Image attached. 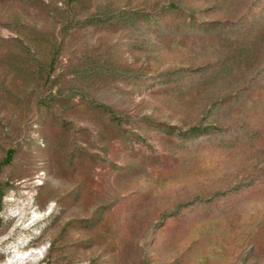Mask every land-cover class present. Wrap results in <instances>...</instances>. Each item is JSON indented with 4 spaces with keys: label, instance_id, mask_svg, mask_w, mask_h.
I'll return each mask as SVG.
<instances>
[{
    "label": "rangeland",
    "instance_id": "rangeland-1",
    "mask_svg": "<svg viewBox=\"0 0 264 264\" xmlns=\"http://www.w3.org/2000/svg\"><path fill=\"white\" fill-rule=\"evenodd\" d=\"M0 264H264V0H0Z\"/></svg>",
    "mask_w": 264,
    "mask_h": 264
}]
</instances>
